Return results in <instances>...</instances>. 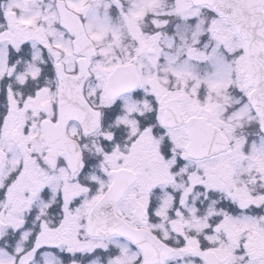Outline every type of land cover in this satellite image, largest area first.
I'll return each instance as SVG.
<instances>
[{"label":"snow or ice","instance_id":"snow-or-ice-1","mask_svg":"<svg viewBox=\"0 0 264 264\" xmlns=\"http://www.w3.org/2000/svg\"><path fill=\"white\" fill-rule=\"evenodd\" d=\"M0 264H264V0H0Z\"/></svg>","mask_w":264,"mask_h":264}]
</instances>
